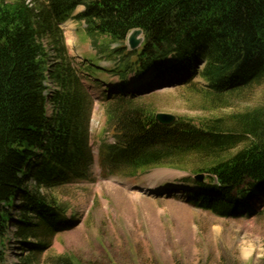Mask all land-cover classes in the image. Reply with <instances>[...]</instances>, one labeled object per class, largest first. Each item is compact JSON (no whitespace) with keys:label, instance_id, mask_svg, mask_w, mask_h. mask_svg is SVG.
Instances as JSON below:
<instances>
[{"label":"trees","instance_id":"1","mask_svg":"<svg viewBox=\"0 0 264 264\" xmlns=\"http://www.w3.org/2000/svg\"><path fill=\"white\" fill-rule=\"evenodd\" d=\"M73 16L113 68L71 54L61 24ZM136 28L144 41L130 51L123 43ZM108 75L118 78L102 97L117 143L101 148L104 164L129 176L179 169L189 173L181 185L195 206L222 217L256 214L264 105L201 125L180 116L163 125L138 99L199 77L195 90L222 105L264 84V0H0V264L12 222L29 252L23 264L76 226L68 207L43 190L90 179L97 97L88 82L100 86ZM47 264L80 263L62 255Z\"/></svg>","mask_w":264,"mask_h":264},{"label":"rangeland","instance_id":"2","mask_svg":"<svg viewBox=\"0 0 264 264\" xmlns=\"http://www.w3.org/2000/svg\"><path fill=\"white\" fill-rule=\"evenodd\" d=\"M83 10L81 6L75 13ZM66 25L72 55L79 61L97 57L101 67H114L107 52L101 53L99 44L94 45L87 37L83 21L73 16ZM117 80L108 75L100 86L88 82L97 97L91 122L95 161L90 179L43 190L66 205L68 215L77 223L72 230L57 234L47 250L35 255L33 264H47L62 255L72 256L80 264H264V196L252 200L256 214L222 217L191 203V192L175 188L189 176L188 172L155 167L129 176L125 170L117 172L104 164L101 148L111 145L115 132L107 124V102L102 97L104 89L114 87ZM193 83L203 82L193 77L188 84L161 87L138 99V103L151 106L155 112L191 119L198 125L264 105V84L216 105L196 91ZM152 182L165 189L157 193L143 191ZM15 226V222L9 226L6 264H23L29 254L13 235Z\"/></svg>","mask_w":264,"mask_h":264},{"label":"water","instance_id":"3","mask_svg":"<svg viewBox=\"0 0 264 264\" xmlns=\"http://www.w3.org/2000/svg\"><path fill=\"white\" fill-rule=\"evenodd\" d=\"M143 41V29L141 28L133 29L127 36V44L130 50L138 49L142 45ZM155 117L156 120L163 125H172L177 120L176 115L168 112H157ZM203 177L204 175H200V178Z\"/></svg>","mask_w":264,"mask_h":264},{"label":"bare ground","instance_id":"4","mask_svg":"<svg viewBox=\"0 0 264 264\" xmlns=\"http://www.w3.org/2000/svg\"><path fill=\"white\" fill-rule=\"evenodd\" d=\"M181 186H176L175 188H179ZM143 189V188H142ZM165 188L163 185H159L156 182H152L149 186L143 189V191L147 193H157L158 191H163Z\"/></svg>","mask_w":264,"mask_h":264}]
</instances>
